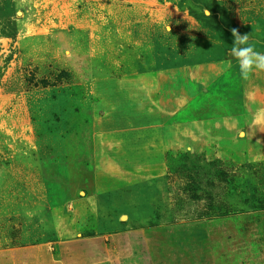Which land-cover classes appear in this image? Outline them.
<instances>
[{"label":"rangeland","instance_id":"1","mask_svg":"<svg viewBox=\"0 0 264 264\" xmlns=\"http://www.w3.org/2000/svg\"><path fill=\"white\" fill-rule=\"evenodd\" d=\"M232 28L264 52V0H0V264H264V72L240 78ZM166 69L221 127L99 169L110 106L151 117L125 85Z\"/></svg>","mask_w":264,"mask_h":264},{"label":"crops","instance_id":"2","mask_svg":"<svg viewBox=\"0 0 264 264\" xmlns=\"http://www.w3.org/2000/svg\"><path fill=\"white\" fill-rule=\"evenodd\" d=\"M135 85L139 88L130 94L125 85V97L140 104L138 113L151 117L133 123L135 120L125 117L126 112L118 105L122 98L116 103L117 109L110 106L109 110L119 115L111 114L115 118L108 121L109 126L93 136L99 169H142L164 164L168 152L203 147L210 138L209 130L221 127V121L215 118L182 119L186 105L197 93L179 69L157 71L151 81H136Z\"/></svg>","mask_w":264,"mask_h":264},{"label":"clouds","instance_id":"3","mask_svg":"<svg viewBox=\"0 0 264 264\" xmlns=\"http://www.w3.org/2000/svg\"><path fill=\"white\" fill-rule=\"evenodd\" d=\"M230 31L234 39L229 55L237 62L240 78L247 81L254 72H264V52L255 49L250 41V34H241L238 28H232ZM255 123H264V119L258 114Z\"/></svg>","mask_w":264,"mask_h":264}]
</instances>
